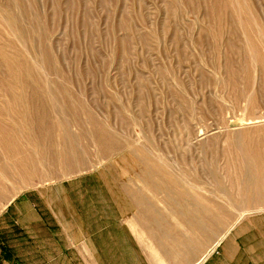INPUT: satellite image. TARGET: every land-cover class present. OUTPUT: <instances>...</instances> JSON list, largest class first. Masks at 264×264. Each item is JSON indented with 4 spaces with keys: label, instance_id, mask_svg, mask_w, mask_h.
<instances>
[{
    "label": "rangeland",
    "instance_id": "1",
    "mask_svg": "<svg viewBox=\"0 0 264 264\" xmlns=\"http://www.w3.org/2000/svg\"><path fill=\"white\" fill-rule=\"evenodd\" d=\"M0 10V121L24 144L16 156L0 144V164L23 156L41 164L22 188L0 176L7 188L0 201L7 203L0 212V264H38L34 253L24 255L25 229L14 214L19 198L104 170L118 183L140 187L159 214L155 237L133 225L134 242L155 264H176L163 256L160 239L180 245L173 251L189 258L201 246L212 250L244 218L264 214V189L260 196L250 192L255 175L238 176L240 149L258 148L264 160V124L246 125L264 120V0H0ZM20 94L25 105L15 103ZM38 108L50 116L47 133L31 121ZM99 130L110 135L106 144L93 138ZM62 145L79 148L83 165L70 171L46 158ZM155 169L167 185L154 182ZM90 183L98 184L93 177ZM28 213L36 219L37 209ZM73 259L87 264L90 255Z\"/></svg>",
    "mask_w": 264,
    "mask_h": 264
},
{
    "label": "crops",
    "instance_id": "2",
    "mask_svg": "<svg viewBox=\"0 0 264 264\" xmlns=\"http://www.w3.org/2000/svg\"><path fill=\"white\" fill-rule=\"evenodd\" d=\"M104 171L43 186L14 203V214L25 229L24 255L34 253L38 264H76L73 257L86 252L87 264H155L134 242L133 225L155 237L159 214L140 187L118 183ZM91 177L98 184L92 185ZM29 209H37L35 220ZM220 239L209 245V252L201 246L189 258L173 251L180 245H167L162 239L164 247L159 249L176 264H264V214L244 218ZM77 243H84L85 249ZM215 249L219 255H214Z\"/></svg>",
    "mask_w": 264,
    "mask_h": 264
},
{
    "label": "bare ground",
    "instance_id": "3",
    "mask_svg": "<svg viewBox=\"0 0 264 264\" xmlns=\"http://www.w3.org/2000/svg\"><path fill=\"white\" fill-rule=\"evenodd\" d=\"M0 11H2V10H0ZM1 13V12H0ZM11 15V14H10ZM2 16H3V14H2ZM14 16V15H13ZM4 18V21H5V24H7L10 28H11V21H12V19L11 18H9V16L8 17H6V16H4L3 17ZM14 19V18H13ZM0 21H1V19H0ZM4 21H3V23H4ZM14 25H15V23H14ZM13 31V30H12ZM17 31H18V28H17ZM20 31V30H19ZM15 33V32H14ZM17 33V32H16ZM19 34V36L21 37L22 35H21V33L19 32L18 33ZM16 35V34H15ZM17 36V35H16ZM23 37V36H22ZM14 55V54H13ZM256 58V61L257 60H260L259 59V57H255ZM23 60V59H22ZM20 63V62H19ZM27 64V63H26ZM264 63H262V65H263ZM7 65V64H6ZM12 66H14V64L12 65ZM26 66V65H25ZM264 66V65H263ZM19 67V66H18ZM13 69H14V67H12ZM17 68V67H16ZM27 68H28V64H27ZM33 68V67H32ZM29 69H30V67H29ZM37 69H38V67H37ZM36 69V70H37ZM31 70V69H30ZM10 71V70H9ZM29 71V70H28ZM39 71V70H38ZM27 72V71H26ZM28 73V72H27ZM36 73V72H35ZM38 73V72H37ZM40 73V72H39ZM39 73H38V75H36V79L38 80V78H37V76H39ZM25 75H26V73H24ZM29 74V73H28ZM27 74V75H28ZM31 74V73H30ZM42 74V73H41ZM33 75V74H32ZM21 76V75H20ZM30 76V75H29ZM41 76V75H40ZM27 77V76H26ZM31 77V76H30ZM32 78V77H31ZM34 78V77H33ZM27 79V78H26ZM43 79V78H42ZM18 80V79H17ZM29 80H30V78H29ZM32 80V79H31ZM44 80V79H43ZM26 81V80H25ZM36 81V80H35ZM44 81H46V80H44ZM33 82V81H32ZM39 82H40V79H39ZM29 82H27L26 84H28ZM25 84V85H26ZM30 84V83H29ZM36 84V83H35ZM42 85H44V84H42ZM45 85H47L46 83H45ZM48 86V85H47ZM25 87V86H24ZM43 87V86H42ZM45 87V86H44ZM43 87V88H44ZM32 88V87H31ZM24 89H26V88H24ZM27 89H29V88H27ZM12 90V89H11ZM32 90V89H31ZM43 90V89H42ZM21 91V90H20ZM23 91V90H22ZM56 91V90H55ZM15 92V91H14ZM30 92V91H29ZM28 91H27V93H29ZM35 92V91H34ZM45 92H47L46 91V89H45ZM60 92H62V91H60ZM59 92V93H60ZM23 93H24V91H23ZM50 92H48V94H49ZM25 94V93H24ZM30 94V93H29ZM43 94V93H42ZM64 94V93H63ZM28 95V94H27ZM26 95V96H27ZM40 95V94H39ZM38 95V96H39ZM61 95V94H60ZM17 96V95H16ZM53 96V95H52ZM67 96V95H66ZM71 96V95H70ZM1 98V97H0ZM27 98V97H26ZM26 98H24V96L23 95H18L16 98H15V103H17V104H22V105H25L24 104V102H26L25 101V99ZM68 97H66V99H67ZM72 98V97H71ZM65 99V100H66ZM69 99V98H68ZM73 99V98H72ZM49 102L53 105V103H54V105H56L55 104V101H56V103H57V100H55L54 99V97H51V94L49 95ZM71 100V99H70ZM11 101V100H10ZM72 101V100H71ZM59 102V101H58ZM65 102V101H64ZM74 102V101H73ZM72 102V103H73ZM11 103V102H10ZM63 103V102H62ZM70 104V103H69ZM9 105V104H8ZM7 105V106H8ZM31 105H32V103H31ZM36 105V104H35ZM59 105H61V103L59 104ZM58 105V106H59ZM68 105V104H67ZM27 106V105H26ZM71 106V105H70ZM21 107H24V106H21ZM45 107H46V105H45ZM51 107V106H50ZM68 107V106H67ZM11 108V107H10ZM13 108V107H12ZM55 108V107H54ZM60 108V107H59ZM62 108V107H61ZM15 109V108H14ZM56 109V108H55ZM62 109H64V108H62ZM62 109L60 110V111H62ZM22 110H24V109H22ZM57 110V109H56ZM55 110V111H56ZM69 110V109H68ZM2 111V110H1ZM29 111V109L27 108V112ZM52 111V110H51ZM70 111V110H69ZM30 112H31V110H30ZM21 113V112H20ZM32 113H33V111H32ZM65 113V112H64ZM71 113V112H70ZM25 114V113H24ZM33 114H35V115H33V117L31 118V121L34 123L35 122V124H38V125H40L44 130H46L45 132L47 133L48 131H51L50 129H48L47 127L49 126V127H52V126H50L49 124H48V122H49V120H50V116H49V114H48V111H46V110H40V108H38L37 110H35L34 109V113ZM9 115V113L7 114V117H9L8 116ZM75 115V114H74ZM5 116V115H4ZM26 116V115H25ZM24 116V117H25ZM30 116H32V115H30ZM12 117V116H11ZM10 117V118H11ZM27 117V116H26ZM25 117V120H26V122L25 123H27V121H29V119L28 118H26ZM52 117V116H51ZM64 117H66V116H64ZM63 117V118H64ZM75 117H77V116H75ZM23 118V117H22ZM76 119V118H75ZM24 120V119H23ZM67 120V119H66ZM66 120H61V121H56L60 126L59 127H62L63 128V134H64V136L66 137V138H68V137H71V133H70V131L67 129V126H68V124H67V121ZM15 121V120H14ZM69 121V120H68ZM8 123V122H7ZM30 123V122H29ZM53 123V122H52ZM96 123V122H95ZM58 124H57V126H58ZM99 124V123H98ZM260 124H264V120H263V118L261 117V118H252V119H248L247 120V122H246V125H249V126H251V127H260ZM28 125V124H27ZM26 125V126H27ZM30 125H31V123H30ZM56 125V124H55ZM36 126V125H35ZM96 126H97V124H96ZM12 127V126H11ZM19 127V126H18ZM28 127V126H27ZM40 127V128H41ZM58 127V128H59ZM21 128V127H20ZM25 128V127H24ZM29 128V127H28ZM14 129V128H13ZM26 129V128H25ZM53 129H54V127H53ZM56 129V128H55ZM60 129V128H59ZM22 130V129H21ZM24 130V129H23ZM32 130V129H31ZM31 130H29V131H31ZM35 130V129H34ZM58 130V129H57ZM61 130V129H60ZM104 130V129H103ZM103 130H99V131H96L95 133H94V135H93V138L94 139H96V140H98V141H100V142H105V140H106V142H107V140L109 139V138H111L110 137V135H108L107 134V132L106 131H103ZM24 132V131H23ZM13 133H14V131L12 132V130L8 127V125H5V124H3L1 121H0V144H2V146L4 147L3 149H4V151L6 152V153H8L9 155H14V156H16V155H21L22 154V150H23V148H24V144L22 143V139L20 140H18V138H17V140H15V137L13 136ZM16 133V132H15ZM14 133V134H15ZM25 133V132H24ZM84 134V133H83ZM23 135V134H22ZM43 135V134H42ZM87 135V134H86ZM83 136H85V135H83ZM81 137H82V135H81ZM65 138V140H67ZM84 138V137H83ZM248 138V137H247ZM24 139V138H23ZM70 139V138H69ZM88 139V138H87ZM251 139V138H250ZM71 140V139H70ZM114 141L116 140V139H113ZM24 141V140H23ZM244 141V140H243ZM246 141V140H245ZM258 141V140H257ZM68 142V141H67ZM106 142H105V144H106ZM254 142V141H253ZM72 143V142H71ZM91 143H93V142H91ZM94 143H96V142H94ZM109 143H111V142H109ZM69 143H66V146L68 145ZM103 145V147L104 146H106V145ZM71 145V144H70ZM69 145V147L70 148H66V147H64L63 145V148L62 149H60V150H52L51 149V151H47L49 154H46V158L48 157V158H50L51 160L53 159L54 161H56V162H59V164L60 165H62V166H64L63 168L65 169H67V170H69L70 169V171H71V169L72 168H77L79 165H83L82 164V162L81 161H83L82 160V156H81V154H80V152H78L77 150L79 149H75V147H71ZM73 145V144H72ZM89 145V147H88V149L90 148V145L91 144H88ZM256 145V144H255ZM259 145V144H258ZM76 146V145H75ZM81 146V145H80ZM108 146H110V145H108ZM250 146V145H249ZM87 147V146H86ZM85 146H84V148H86ZM91 147H93V145L91 146ZM118 147V146H117ZM255 147V146H254ZM263 147V146H262ZM262 147H260V148H262ZM83 148V149H84ZM47 149V148H46ZM45 149V150H46ZM48 149H50V147L48 148ZM47 149V150H48ZM102 149V148H101ZM110 149V148H109ZM117 149V148H116ZM258 149V148H257ZM257 149H243V150H245V152L243 151V150H241L240 149V155H242V156H240L241 157V160H240V169H241V171H240V174L238 173V176L240 177L241 176V174L242 175H244V173L245 172H248V173H252V174H254L255 175V177H256V181H254V183L252 184V186H253V190H251L250 192L254 195L255 193H256V195L257 196H260V194H262V192H263V189H264V160L263 159H261L260 157V155L261 154H258V153H255V151L254 150H257ZM264 149V148H263ZM86 150V149H85ZM103 151H104V149H102ZM107 150V149H106ZM80 151V150H79ZM114 151V150H113ZM46 152V151H45ZM105 152V151H104ZM114 152H116V151H114ZM113 152V153H114ZM87 153V152H86ZM107 153V152H106ZM262 153H263V151H262ZM36 155L38 156H40L41 158H43V160L45 159V157L41 154V153H36ZM88 155H90V154H88ZM111 155V154H110ZM7 156V155H6ZM10 156V157H11ZM86 156V155H85ZM107 156V155H106ZM1 157V156H0ZM4 157V156H3ZM2 157V158H3ZM9 157V158H10ZM18 158V157H17ZM23 158H24V156H23ZM23 158H20V159H18V160H16V161H14L13 163H7V164H3L2 163V165L0 164V176H2L5 180H9V182L10 181H12L11 183H13V186H15V184L16 185H19L18 187H15V189H18V188H22L21 186H23L24 185V183L29 179V177H27V173L28 174H30V175H36L38 172H39V165L41 166V164H40V161L39 160H31V161H28L27 163H25L24 162V159ZM264 158V157H263ZM13 159V158H12ZM11 159V160H12ZM86 159H88V158H86ZM86 159H85V161H86ZM1 160V159H0ZM46 160V159H45ZM48 160V159H47ZM4 162V161H3ZM48 162V161H47ZM25 163V164H24ZM49 163V162H48ZM53 164V163H52ZM54 165V164H53ZM59 165V166H60ZM56 166H57V164H56ZM54 168H55V165H54ZM48 169L51 171V170H53L52 169V165H51V163L49 164V167H48ZM238 169V168H237ZM73 170V169H72ZM160 170H158V169H155V171H154V177L153 178H155L154 180H158L157 179V174H158V172H159ZM42 172V171H41ZM54 172V171H53ZM146 172V171H145ZM40 173V172H39ZM50 173V172H49ZM147 173V172H146ZM143 175H144V173H143ZM238 178V177H237ZM243 179V178H242ZM29 181V180H28ZM15 182V183H14ZM155 183H157L158 185H163L164 186V184L165 185H167V183L166 182H161V181H154ZM189 182V181H188ZM243 184V183H242ZM8 185V184H7ZM6 185V186H7ZM155 185V184H154ZM169 185V184H168ZM157 186V185H156ZM245 186V185H244ZM155 187V186H154ZM243 187V186H242ZM149 188V187H148ZM6 187L4 186V184L2 183V182H0V201H2V199H3V197L5 196V192L4 191H6ZM9 189V188H8ZM243 188H241V190H242ZM243 192H245V190L243 191ZM242 196H244L245 197V194H243ZM7 204V203H6ZM6 204H3L2 206L0 205V212H1V210L6 206ZM231 226V225H230ZM228 227L225 231H224V233H226V232H228V230H230V228L232 227ZM222 236V235H221ZM224 236V235H223ZM222 236V237H223ZM220 241V240H219ZM217 243V242H216Z\"/></svg>",
    "mask_w": 264,
    "mask_h": 264
}]
</instances>
